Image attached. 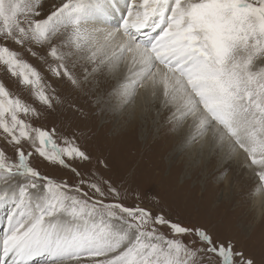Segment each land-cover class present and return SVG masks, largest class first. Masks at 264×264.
I'll list each match as a JSON object with an SVG mask.
<instances>
[{"label": "snow or ice", "instance_id": "snow-or-ice-1", "mask_svg": "<svg viewBox=\"0 0 264 264\" xmlns=\"http://www.w3.org/2000/svg\"><path fill=\"white\" fill-rule=\"evenodd\" d=\"M25 53L75 90L104 78L107 90L94 93L101 111L124 113L149 90L174 127L189 129L177 151L199 144L222 161L246 154L256 178L249 195L264 198V0H59L47 12L43 0H0V64L54 112L63 100ZM29 116L41 113L0 81V140L13 150L0 147V206L8 207L0 264H257L230 238L125 206L110 178L74 166L92 161L74 133L58 143L55 126ZM34 155L77 182L43 175Z\"/></svg>", "mask_w": 264, "mask_h": 264}, {"label": "rangeland", "instance_id": "rangeland-1", "mask_svg": "<svg viewBox=\"0 0 264 264\" xmlns=\"http://www.w3.org/2000/svg\"><path fill=\"white\" fill-rule=\"evenodd\" d=\"M56 3L59 0H45L44 12ZM0 81L6 84L14 96H19L39 109V119L29 116L24 117L26 120L48 129L55 126L58 143H62V135H76L77 142L91 155L92 161L74 166H78L81 171L97 170L104 178H110L121 188L119 202L125 206L139 203L152 208L154 212L162 211L172 220L186 225H200L207 228L214 238L234 240L257 264L264 261V212L259 219L256 218L253 199L249 195L256 183L255 176L243 165L233 164L231 160L222 161L220 154L210 158L206 152L201 155L198 152L199 144L195 149L177 151V146L184 141L189 131L185 127L182 134L178 132L184 125L179 128L170 127L169 136L161 146H153L155 142L164 139L165 133H161V129L170 122L167 119L168 113L159 110L158 102H152L150 92L142 96L145 105L138 115L141 120L136 133L129 134L125 129L132 119L130 114L125 115L127 111L122 115V118L125 116L123 121L113 120L110 124L104 122V117L98 111L97 122L81 121L71 109H65L66 115L62 119L60 114L64 112L63 109L60 113L59 109L50 112L33 100L31 88L20 84L19 78L12 77L2 64ZM90 108L97 110L95 101L90 104ZM0 147H5L9 154L13 152L2 140ZM98 160L102 163L98 164ZM30 163L43 175L58 182L67 181L70 185L77 182L72 171L52 165L38 155H34ZM224 169H228L227 177L223 182H218L216 177ZM113 199L109 196L106 202H112ZM7 212L8 208L6 212L2 211V216ZM162 231L167 232V229Z\"/></svg>", "mask_w": 264, "mask_h": 264}, {"label": "bare ground", "instance_id": "bare-ground-1", "mask_svg": "<svg viewBox=\"0 0 264 264\" xmlns=\"http://www.w3.org/2000/svg\"><path fill=\"white\" fill-rule=\"evenodd\" d=\"M44 2H45V0H43V3ZM115 22H116L115 20L112 21L113 24ZM155 34L156 33L149 32L148 36H154ZM11 47H15V45H11ZM24 56L27 58V60L33 66H35L42 73V75L45 78V82L50 85L49 93L52 90H54L55 94L58 95L63 100V103L56 105L57 106L56 109H59L58 113L61 112V109L64 110V112L62 114H60L62 119H63L64 115H66L65 109H71L70 106L75 105L76 107L82 109V112L73 111L76 118L81 120V121L97 122V120H98L97 111H98V113H100V116L102 115L104 117V119H103L104 122H106L108 124H110L113 120H118L119 122L121 120L122 121L124 120L125 116L122 118L123 113H119L117 111H107V110L101 111L97 104H96V106L98 108L96 111L94 109L90 108V104H92L95 101V94L94 93L104 92L108 88V82H106L104 80V78H102V77L98 78L99 83H97L96 81H93V84L91 86L87 87L85 91L75 90L71 87V85L66 80L57 79L55 76H53L51 74V72L48 70L47 65L44 64L40 59H37V58L33 59L29 55H28L29 56L28 57L26 53L24 54ZM49 63H51V58H49ZM125 70H126V65L122 64L121 65V73H120L121 76L124 74ZM147 92H150V91L145 90V89H141L138 93L135 105L133 107L127 109L126 110L127 112L125 111L127 113L125 115L128 116V114H130L131 119H132V121H130L129 125L125 129V131L127 130V132L129 134L136 133V130H137L138 125H139V120H141V118L140 119L138 118L139 117L138 115L140 114V112H142L141 111L142 106L145 105V103H142V96L144 93H147ZM89 93H91V94H89ZM50 94H52V93H50ZM57 122H59V120ZM107 126H109V125H107ZM170 127H173V124L168 123V125L166 127H163L161 129V130H163V131H161V133H165V135L163 136L164 139L159 140L158 142H155L153 144V146H161V144L165 141L166 137L169 136V130L168 129ZM185 127L187 128L186 124L183 126V129L182 130L180 129V131H178V132L179 133L183 132L185 130L184 129ZM106 129H107V127L104 128V130H106ZM197 145L198 144H194L191 147H188V149H195L197 147ZM103 147H105V146H103ZM97 150L99 151L100 148H98ZM246 160H247L246 154H244V153L242 154L241 152L238 153L233 159H231V161H233V164H240L239 166L243 165L244 168H247V170L250 171L249 173H251L253 175L252 169H249L246 166ZM252 199H253V205H254L255 210H256V218L259 219L264 212V204H263L264 198L256 197V198H252ZM6 208H8V207L7 206H0V227L3 226L2 228H0V237H2L3 232H4L6 225H7V221H6V215L7 214L5 216H2V214H1L3 210H5V212H6Z\"/></svg>", "mask_w": 264, "mask_h": 264}]
</instances>
